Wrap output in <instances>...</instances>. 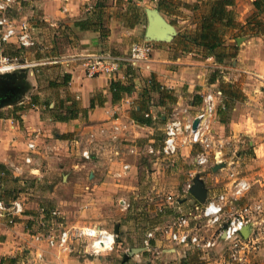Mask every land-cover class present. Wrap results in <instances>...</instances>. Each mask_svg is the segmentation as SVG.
<instances>
[{"label":"crops","instance_id":"0c3cea01","mask_svg":"<svg viewBox=\"0 0 264 264\" xmlns=\"http://www.w3.org/2000/svg\"><path fill=\"white\" fill-rule=\"evenodd\" d=\"M150 1L33 0L14 7L15 12L33 22L36 32L47 28L53 33L47 42L49 52L46 56L49 60L46 67L51 73L39 74L43 68L32 69L26 74L23 88L26 93L22 92L18 99L14 97L8 104L0 105V165L9 170L4 173L0 169V197L8 202L19 199L25 208L15 223H10L6 216L0 217V264H118V252H105L93 257L66 254L45 241L32 238L29 230H34L35 225L42 221L43 205L25 196L24 192L17 194L15 191L23 181V174L31 173V165L23 161L27 142L35 139L38 144L34 167L41 177H55L63 172V155L68 153L66 148L82 155L81 149L86 147L92 151L90 159L94 158L97 169H100H95V176L106 173L108 166L113 172L119 166L114 172L117 175L125 162L131 164L128 171L131 173L137 169L139 157L144 159L148 155L144 151L132 152L130 146L150 143L158 146L164 134L160 130L164 131L170 107L197 106L203 93L222 87L221 79L212 72L215 69L222 72V79L233 83V86L225 88L228 109L222 115L218 112L213 119L215 139L223 144V153L221 160L212 155L206 163L210 169L199 176L207 194L214 185L212 178L225 171L230 178L229 185L236 178L249 182L250 188L245 195L227 208L228 215L248 202L260 201L264 205V29L257 23L262 21L261 25H264V0H257L259 7L254 4L255 0H234L230 8L237 12V21L227 30L226 43L228 51L236 50V54L222 61L214 55H206L199 46L192 45L191 50L179 48L176 38L181 28L176 23H173L177 30L173 39L147 38L146 9ZM97 3L103 6L105 35L101 28L76 25L77 20L94 15ZM139 6L144 7V11L139 10ZM254 13L256 20L252 22L249 18ZM59 25H62L60 33L67 38L60 50L58 36H55V26ZM146 40L153 46L151 58L123 68L117 80L129 84L132 90L124 91L115 100L111 77L107 74L86 75L84 67L74 57L78 52L104 49L127 53L133 43ZM150 80L175 98L170 100L159 89L149 91L150 101L146 110L151 114L152 122L139 123L133 112H143L139 110L144 101L142 92ZM28 82L31 89L26 91ZM228 90L242 92L244 98L232 97ZM14 106L17 107L11 112H4ZM229 111L232 113L230 124H225L222 121ZM232 146L238 160H233L228 153ZM194 150L196 161L201 150L199 144H182L178 156L188 160ZM103 160L105 165L101 167L99 163ZM241 160L244 169L238 173L237 166L232 167V164ZM202 169L198 168L201 172ZM195 175H198L196 171L189 183H194ZM197 201L190 194L185 199L180 198V205L189 208ZM158 209L160 218L163 213L161 207ZM155 223L165 222L158 219ZM121 231L119 229L120 236ZM39 253L43 254L42 259L37 257ZM141 255L148 257L151 264H203L200 252L188 247L174 250L169 240H153L152 246L141 251ZM248 264H264V242Z\"/></svg>","mask_w":264,"mask_h":264},{"label":"built area","instance_id":"2783aa9c","mask_svg":"<svg viewBox=\"0 0 264 264\" xmlns=\"http://www.w3.org/2000/svg\"><path fill=\"white\" fill-rule=\"evenodd\" d=\"M32 1L0 0V73L17 72L26 65L34 64L24 62L5 51V46L10 43L20 48L36 45L37 40L29 20H18L13 15L17 4ZM152 49V44L146 40L133 43L127 53L104 49L78 52L74 57L84 67L86 75L107 74L111 79H118L124 67L150 59ZM221 95V87H216L203 93L197 106L175 107L165 121L161 143L158 146L152 143L145 146L131 145V151L174 158L179 154L180 146L189 143L201 146L196 155L199 164L208 163L212 155L216 160H221L223 144L216 141L213 126V119L222 105ZM146 115L150 116V113L146 112ZM196 118L198 123L194 126ZM115 129H118L117 125ZM37 151V142L30 139L23 161L31 165L32 173H37L34 167ZM81 154L86 158L92 157V151L87 147L81 149ZM130 167L131 164L125 162L117 175H126ZM191 186L189 183L188 191ZM249 188L250 184L246 179L236 178L225 190L211 195L208 193L205 201H197L168 222L148 229L143 237V247H151L153 240H169L174 250L188 247L200 252L204 264H248L264 242V205L260 201L248 202L229 215L227 208L234 206ZM41 211L45 220L51 222L60 217L57 209L42 207ZM24 212L21 200L13 199L8 202L0 197V217L6 216L10 223H15L16 217ZM246 226H249V230L244 235L242 229ZM59 227L58 233H34L29 228L28 230L32 233V238L45 241L49 246L71 252L79 245L82 252L91 255L113 250L118 236L115 229L97 224L68 225L60 221ZM37 257L42 259L43 254L39 253Z\"/></svg>","mask_w":264,"mask_h":264},{"label":"rangeland","instance_id":"374dc122","mask_svg":"<svg viewBox=\"0 0 264 264\" xmlns=\"http://www.w3.org/2000/svg\"><path fill=\"white\" fill-rule=\"evenodd\" d=\"M197 1L198 0H151L148 4L150 8H159L168 21L176 23L178 27L181 28L180 33L183 34L196 26V22L198 21L197 16L200 10L194 6ZM135 7L138 6L135 5ZM140 9L144 11V7L139 6V10ZM13 13L18 20L28 19L30 24L33 23L29 18L22 17L23 14H18L15 10ZM249 19H251L252 22L255 21V13L252 14ZM55 28L57 32L55 36H58L57 41H59L58 50H60L61 46L67 42V38L60 33L62 25L55 26ZM32 29L34 31L33 35L37 40L36 45L20 48L13 44L9 52L13 56H18L24 62L34 63L26 65L19 71L24 70L28 75V73H31L32 69L36 70L37 68H43L40 70L39 74L43 73L44 75H49L51 72H49L46 67L48 65L46 56L49 52L47 42L50 41L49 39L52 37L53 33L49 32L50 30L48 31L47 28L40 32H36L33 26ZM184 41L183 39L179 43L177 41V46L179 48H185ZM6 46L8 47V44ZM39 54L41 57H38ZM212 72L217 73V76L221 79V101L223 104L226 102V92L224 90L233 83L226 82L222 79V72H220L219 69L212 70ZM25 89H27L26 91L31 89V84L29 82ZM22 92H24V90ZM235 94V97L238 99L244 98L242 92L235 91ZM171 96L173 99L175 98V96ZM30 100L31 99H29V101ZM16 107L17 106L5 109L7 111L4 112H11ZM173 109L174 107H170L169 114ZM230 115H232V113L230 114V111L227 112L222 122L230 124ZM159 123L161 122L159 121ZM227 131L229 132L230 129L228 128ZM160 132L164 131L160 130ZM234 148V146L229 148L228 153L232 155L233 160H238L236 154L232 151ZM66 151L68 153H64L63 155V172L61 171V173L57 174L55 177L46 175L41 177L37 173L32 172L30 174H23L22 183L15 189L17 194L21 191L25 193V196L28 195L30 198L36 199L39 204L43 205L42 207H46L47 209L53 208L60 211V217L58 216L59 218L57 217L52 222L45 220V217L41 214L42 221L35 225L32 232L41 231L48 233L54 231V233H58L60 221H64L65 224L68 225L97 224L108 229H116V226L119 225V229H122L121 236H117L113 250L109 251L111 253H119L117 260L118 264L149 263L148 257H144L139 251L134 252L133 247L142 246V239L146 231L156 225V220L161 219L163 222H168L179 212L188 209V206L185 208L181 207L180 198L185 199V197L191 194V192L188 191V183L193 180L192 173L196 171L199 175L203 174L205 170L210 169L209 165L199 164L195 161L194 156L196 151L194 150L188 160L178 155L174 158L160 156L156 159L155 157L157 156L147 154L148 156L144 159L143 157H139L137 169L133 170L131 173L128 172L123 176L115 175L114 172L119 167L116 165L115 168H117H114V172L108 166L105 168L106 173H99V175L95 176V169L96 171L100 169H97L96 160H94V158L90 159L78 155L70 148H66ZM62 154L63 153H59V155ZM242 161L243 160L238 163L236 161L232 164V167L237 166L238 173L239 171L240 173L243 172L242 169H244V164ZM252 162L253 161H250L249 163ZM99 165L103 167L105 165L104 160L102 163H99ZM198 168H203L202 172L199 171ZM219 173H222V171ZM196 176L197 175H195V177ZM228 180H230V178L226 171L218 177L214 176L212 178V183L214 185L211 186L209 194H214L231 186L228 184ZM124 201L128 205H126ZM159 207H161L163 213L160 218L157 214ZM170 213L172 215H170ZM123 238H125V240H123ZM80 249L78 245V248H75L71 252H61L93 257L91 254L82 252ZM201 259L202 258H200V260ZM202 263H205L204 259H202Z\"/></svg>","mask_w":264,"mask_h":264},{"label":"trees","instance_id":"16d2710c","mask_svg":"<svg viewBox=\"0 0 264 264\" xmlns=\"http://www.w3.org/2000/svg\"><path fill=\"white\" fill-rule=\"evenodd\" d=\"M234 0H198L194 6H196L199 10V15L197 16L198 21L196 22V26L192 30H188L185 33H179L176 41L181 42L182 39L185 40V48L191 50L194 46H199L203 49L206 55H214L215 58L219 61H222L227 56H234L236 54V50L234 52H229L226 43V33L229 27H232L236 24L237 21V12L230 8V6L234 5ZM254 4L256 7H259V3L255 0ZM101 3L96 4V9L94 10V15L88 16L84 19L77 20L76 25H79L82 28H88L90 26H95L97 28H101L103 34H106V27L103 23V8ZM260 27L264 29V25L262 21L257 22ZM264 23V22H263ZM13 46V44H8V47L5 46V51L9 52V49ZM192 46V47H191ZM10 53V52H9ZM11 54V53H10ZM111 88L113 91L114 100L120 98L124 91L129 92L132 90L129 84H123L117 79H112ZM161 90L160 86H157L155 81L150 80L149 86L142 92L143 95V103L142 106L139 107V110L143 112H133L134 118L139 123H150L152 122V116L146 115L148 110V100L150 101V93L149 91L153 90ZM163 92V90H161ZM226 92V90H224ZM223 91V92H224ZM229 94L234 97L235 91L228 90ZM164 96L172 100V94L170 92H163ZM163 96V95H162ZM202 98V96H201ZM201 98L198 99L201 102ZM229 104L227 101L220 105L218 112L222 115L225 114L228 109ZM21 108V107H20ZM0 169L4 171V173H8L9 170L5 168L3 164L0 165ZM0 170V171H1Z\"/></svg>","mask_w":264,"mask_h":264},{"label":"water","instance_id":"95a60500","mask_svg":"<svg viewBox=\"0 0 264 264\" xmlns=\"http://www.w3.org/2000/svg\"><path fill=\"white\" fill-rule=\"evenodd\" d=\"M148 24L146 27V36L149 39H166L171 40L176 35L177 30L174 27L173 23L168 21L163 13L156 7L146 9ZM26 85V72L24 70L17 72H6L0 73V95H4L10 91V89H16V99L21 96L22 90ZM13 87V88H12ZM15 99V98H14ZM12 99V100H14ZM11 100V101H12ZM9 101L2 103V105L8 104ZM198 123V118L194 121V126ZM191 194L200 202L206 200L207 189L204 186L203 181L200 176L197 175L194 178V183L190 187ZM249 226H246L242 229L244 235L247 234ZM115 231L119 232L118 225L116 226ZM145 247H133L134 252H141Z\"/></svg>","mask_w":264,"mask_h":264},{"label":"flooded vegetation","instance_id":"af4514ba","mask_svg":"<svg viewBox=\"0 0 264 264\" xmlns=\"http://www.w3.org/2000/svg\"><path fill=\"white\" fill-rule=\"evenodd\" d=\"M13 88V87H12ZM16 93V89H10V91L4 95H0V105H2V103L6 102V101H11L14 97Z\"/></svg>","mask_w":264,"mask_h":264}]
</instances>
